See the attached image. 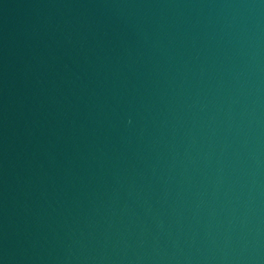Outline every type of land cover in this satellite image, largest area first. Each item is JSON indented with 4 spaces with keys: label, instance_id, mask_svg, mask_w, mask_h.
Here are the masks:
<instances>
[{
    "label": "water",
    "instance_id": "1",
    "mask_svg": "<svg viewBox=\"0 0 264 264\" xmlns=\"http://www.w3.org/2000/svg\"><path fill=\"white\" fill-rule=\"evenodd\" d=\"M0 264H264V0H0Z\"/></svg>",
    "mask_w": 264,
    "mask_h": 264
}]
</instances>
